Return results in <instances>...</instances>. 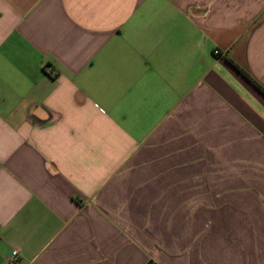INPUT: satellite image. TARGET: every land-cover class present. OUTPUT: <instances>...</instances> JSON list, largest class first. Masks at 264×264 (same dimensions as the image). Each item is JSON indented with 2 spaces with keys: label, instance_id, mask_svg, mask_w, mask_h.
I'll return each instance as SVG.
<instances>
[{
  "label": "crops",
  "instance_id": "crops-1",
  "mask_svg": "<svg viewBox=\"0 0 264 264\" xmlns=\"http://www.w3.org/2000/svg\"><path fill=\"white\" fill-rule=\"evenodd\" d=\"M230 62L264 90V0H0V264H264Z\"/></svg>",
  "mask_w": 264,
  "mask_h": 264
},
{
  "label": "trees",
  "instance_id": "trees-1",
  "mask_svg": "<svg viewBox=\"0 0 264 264\" xmlns=\"http://www.w3.org/2000/svg\"><path fill=\"white\" fill-rule=\"evenodd\" d=\"M231 66H233V68H235V70L240 73L249 83H251L261 94L264 95V90L257 85L250 77L249 75L246 73V71H244L242 68H240L239 66H237L236 64L230 62Z\"/></svg>",
  "mask_w": 264,
  "mask_h": 264
},
{
  "label": "built area",
  "instance_id": "built-area-1",
  "mask_svg": "<svg viewBox=\"0 0 264 264\" xmlns=\"http://www.w3.org/2000/svg\"><path fill=\"white\" fill-rule=\"evenodd\" d=\"M213 54H214L216 57H218V56L221 55L220 51L217 50V49L214 50ZM8 264H20V263H19V256H18L17 251H13V252L11 253V256H10V258H9V260H8Z\"/></svg>",
  "mask_w": 264,
  "mask_h": 264
}]
</instances>
